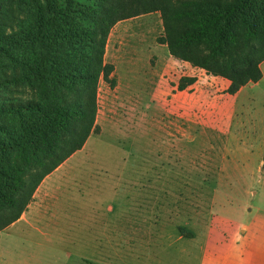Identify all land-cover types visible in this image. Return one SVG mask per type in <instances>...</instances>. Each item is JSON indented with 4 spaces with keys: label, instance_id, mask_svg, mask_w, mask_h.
I'll use <instances>...</instances> for the list:
<instances>
[{
    "label": "rangeland",
    "instance_id": "374dc122",
    "mask_svg": "<svg viewBox=\"0 0 264 264\" xmlns=\"http://www.w3.org/2000/svg\"><path fill=\"white\" fill-rule=\"evenodd\" d=\"M13 15H0L6 33L23 18ZM161 35L158 12L112 27L104 49L111 82L97 86V130L62 171L67 193H58L57 218L68 221L0 230V264H195L193 240L219 208L244 207L248 191L246 210L264 215V64L230 122L212 106L226 89L169 56ZM10 74L1 59L0 78ZM188 75L201 79L178 91ZM193 93L205 108L185 104ZM30 95L22 87L0 92ZM86 217L87 225L79 222Z\"/></svg>",
    "mask_w": 264,
    "mask_h": 264
},
{
    "label": "trees",
    "instance_id": "16d2710c",
    "mask_svg": "<svg viewBox=\"0 0 264 264\" xmlns=\"http://www.w3.org/2000/svg\"><path fill=\"white\" fill-rule=\"evenodd\" d=\"M14 12L23 16L16 30L0 28V60L11 70L0 92L31 95L0 96V230L97 130V86L111 82L104 49L117 22L158 12L157 41L169 56L226 79L229 95L261 78L264 0H0V15ZM195 80L182 77L177 90Z\"/></svg>",
    "mask_w": 264,
    "mask_h": 264
},
{
    "label": "crops",
    "instance_id": "0c3cea01",
    "mask_svg": "<svg viewBox=\"0 0 264 264\" xmlns=\"http://www.w3.org/2000/svg\"><path fill=\"white\" fill-rule=\"evenodd\" d=\"M181 63L189 65L186 62ZM263 64L264 61L259 65L260 72ZM194 69L199 72L202 71L198 68ZM201 74L203 75V73ZM188 76L197 78L196 75ZM204 78L210 82V85L213 82L215 84L221 83L222 90L227 89L229 85L226 79L220 77L205 75ZM198 79L201 78L198 77L193 86L198 84ZM256 83L246 84L234 95L223 94L219 96L222 100L225 99L224 102L216 97L212 101V106L221 110L225 115L224 118L227 117L226 120L231 122L237 111L239 94L249 84L255 85ZM177 95L173 94L172 97L175 98ZM195 95L196 93L189 94L185 104L187 106L193 105L196 109L198 107L205 108L206 106L202 104L206 101ZM65 162L44 177L36 188L26 210L10 226L23 221L26 224H39L41 228H57L62 223H67L68 220L64 222L57 218L58 211H62V202H64H61L62 198L58 196V193L60 191L63 194L67 193V186L64 183L68 181V176L62 173ZM71 193L68 191L69 196L67 197L72 198ZM248 194L247 191L244 195V207L231 208L225 206L219 208L213 213L212 220L207 223L204 230L195 236L192 253L195 264H264V215H260L261 209L252 215H250V209L246 210ZM85 220L86 222L80 219L79 222L87 225V217Z\"/></svg>",
    "mask_w": 264,
    "mask_h": 264
}]
</instances>
